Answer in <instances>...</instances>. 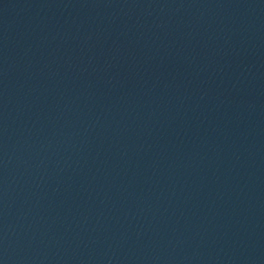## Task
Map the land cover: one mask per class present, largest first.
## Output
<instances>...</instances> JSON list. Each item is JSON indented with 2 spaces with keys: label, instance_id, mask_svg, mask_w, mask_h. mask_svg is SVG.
I'll return each mask as SVG.
<instances>
[{
  "label": "water",
  "instance_id": "water-1",
  "mask_svg": "<svg viewBox=\"0 0 264 264\" xmlns=\"http://www.w3.org/2000/svg\"><path fill=\"white\" fill-rule=\"evenodd\" d=\"M0 264H264V0H0Z\"/></svg>",
  "mask_w": 264,
  "mask_h": 264
}]
</instances>
